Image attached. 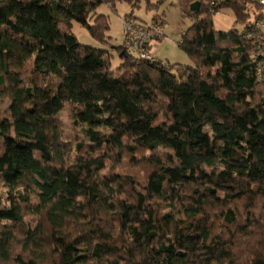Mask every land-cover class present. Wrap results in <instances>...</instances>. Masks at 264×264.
I'll use <instances>...</instances> for the list:
<instances>
[{
	"label": "trees",
	"instance_id": "1",
	"mask_svg": "<svg viewBox=\"0 0 264 264\" xmlns=\"http://www.w3.org/2000/svg\"><path fill=\"white\" fill-rule=\"evenodd\" d=\"M119 1L0 0V264H264V8L182 0L201 4L179 44L194 66L121 45L112 69L72 28L108 45L97 10ZM225 8L241 29L214 28Z\"/></svg>",
	"mask_w": 264,
	"mask_h": 264
},
{
	"label": "rangeland",
	"instance_id": "2",
	"mask_svg": "<svg viewBox=\"0 0 264 264\" xmlns=\"http://www.w3.org/2000/svg\"><path fill=\"white\" fill-rule=\"evenodd\" d=\"M152 4V7L149 5ZM193 2L182 0H139L134 6L125 1H119L115 8L109 5H101L97 10V15H105L108 19L109 30L107 31L108 45L98 42L88 32L77 23H74L72 33L78 38L80 43L98 49L108 50L112 53V69H116L121 63L119 54L115 50L121 46L124 38L123 21L127 15H132L138 21L144 24H151L155 17H162L164 20L163 31L168 40L157 41L153 44V53L156 59L162 63L171 65L194 66V60L191 59L179 46L183 34L194 24V21L188 16L190 5ZM214 28L218 31H229L232 28L241 29L240 24H236L235 16L231 9L225 8L214 15ZM10 101L0 102V121L10 118ZM63 126V140L75 146L81 142L87 143L84 134L86 126L73 120L71 112L67 109L61 114ZM2 148L0 140V150ZM111 164H108L104 173H109ZM142 175V173H140ZM7 192L5 185L0 181V198L3 205L7 202ZM33 202L38 200L33 197ZM31 220V217H28Z\"/></svg>",
	"mask_w": 264,
	"mask_h": 264
},
{
	"label": "built area",
	"instance_id": "3",
	"mask_svg": "<svg viewBox=\"0 0 264 264\" xmlns=\"http://www.w3.org/2000/svg\"><path fill=\"white\" fill-rule=\"evenodd\" d=\"M264 8V0H253ZM264 18V17H263ZM124 38L121 45L138 58L157 62L153 53V44L157 41L168 40L163 31V21L156 17L151 24H144L134 17L125 18ZM254 42L253 61L257 63L259 81L264 82V19L259 25V30L249 34Z\"/></svg>",
	"mask_w": 264,
	"mask_h": 264
},
{
	"label": "water",
	"instance_id": "4",
	"mask_svg": "<svg viewBox=\"0 0 264 264\" xmlns=\"http://www.w3.org/2000/svg\"><path fill=\"white\" fill-rule=\"evenodd\" d=\"M201 4L199 2H194L190 5L191 13H198L200 11Z\"/></svg>",
	"mask_w": 264,
	"mask_h": 264
},
{
	"label": "crops",
	"instance_id": "5",
	"mask_svg": "<svg viewBox=\"0 0 264 264\" xmlns=\"http://www.w3.org/2000/svg\"><path fill=\"white\" fill-rule=\"evenodd\" d=\"M122 42V41H121Z\"/></svg>",
	"mask_w": 264,
	"mask_h": 264
}]
</instances>
